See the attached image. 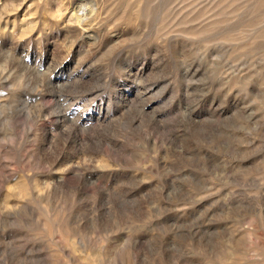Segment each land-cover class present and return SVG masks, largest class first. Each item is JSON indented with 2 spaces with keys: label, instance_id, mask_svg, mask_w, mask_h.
I'll return each mask as SVG.
<instances>
[{
  "label": "rangeland",
  "instance_id": "1",
  "mask_svg": "<svg viewBox=\"0 0 264 264\" xmlns=\"http://www.w3.org/2000/svg\"><path fill=\"white\" fill-rule=\"evenodd\" d=\"M0 264H264V0H0Z\"/></svg>",
  "mask_w": 264,
  "mask_h": 264
}]
</instances>
